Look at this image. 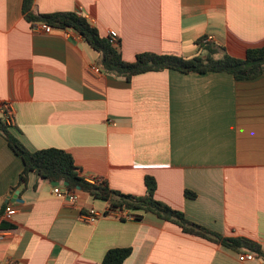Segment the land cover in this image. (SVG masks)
<instances>
[{"label":"crops","instance_id":"crops-1","mask_svg":"<svg viewBox=\"0 0 264 264\" xmlns=\"http://www.w3.org/2000/svg\"><path fill=\"white\" fill-rule=\"evenodd\" d=\"M78 10L100 36L116 32L126 62L142 52L192 57L205 44L243 58L264 44V0L32 5L35 14ZM97 63V53L73 31H36L22 16L21 0H0V102L10 104V130L25 148L64 150L86 181L103 180L124 194L143 195L144 177L151 176L155 199L264 250V72L235 80L162 70L124 81L92 72ZM22 167L0 135V212L6 205L16 210L10 221L0 220L1 262L101 264L107 250L131 248L122 264H264L151 213L119 219L106 201L77 188L71 204L33 172L19 185ZM90 209L107 214L80 221Z\"/></svg>","mask_w":264,"mask_h":264},{"label":"trees","instance_id":"trees-1","mask_svg":"<svg viewBox=\"0 0 264 264\" xmlns=\"http://www.w3.org/2000/svg\"><path fill=\"white\" fill-rule=\"evenodd\" d=\"M33 0H21V13L31 26L43 23L54 30H71L98 55L99 73L129 81L133 76L162 70H175L181 73H226L235 80H249L264 72V44L261 47L247 49L243 58H234L215 44L201 46V54L182 57L175 54L142 52L134 61L126 62L121 57L119 43L110 37L100 36L86 18L76 12H54L35 14L32 11ZM204 52V54L202 53ZM11 127L0 117V135L11 151L22 160L23 167L18 184L26 183L27 176L33 172L36 176L50 182H66L65 190L80 189L94 198L108 203L110 211H126L134 220H139L145 213L174 224L187 235L198 237L208 242L221 245L234 251L251 253L264 263L262 247L246 238L224 237L202 225L188 220L183 212L170 207L154 197L156 183L153 177L145 176V193L141 196L124 194L108 187L103 180L92 183L86 181L74 165L69 153L61 149L47 148L29 151L11 132ZM187 198L194 199L195 194L185 190ZM107 214V213H105ZM131 248H115L105 252L101 264H122L130 255Z\"/></svg>","mask_w":264,"mask_h":264},{"label":"built area","instance_id":"built-area-1","mask_svg":"<svg viewBox=\"0 0 264 264\" xmlns=\"http://www.w3.org/2000/svg\"><path fill=\"white\" fill-rule=\"evenodd\" d=\"M78 15H80L79 10L76 11ZM82 16V15H81ZM85 18V17H84ZM32 28L36 31H44V32H50L53 30L49 26L43 24V23H36L35 25H32ZM108 36L110 37L112 42L116 41L117 35L114 31H109ZM205 42V40H204ZM90 70L94 73H99V68L97 65L90 66ZM0 117L4 120V122L12 126L13 124V110L8 102H0ZM52 193L58 197L65 199L69 203L73 204L77 201L76 194L73 190H65L60 185L54 186L52 189ZM16 213L15 208L12 205H6L3 210L0 212V220L2 221H10L11 217ZM107 213V212H106ZM105 213H100L98 211H95L94 209H90L87 212H84L80 214L79 220L84 223H94L98 218H100ZM112 214L119 218V219H130L131 215L126 211H112ZM5 237V233L3 231H0V241H2ZM246 260H252L251 255L245 256ZM0 264H15L12 261H5L1 262Z\"/></svg>","mask_w":264,"mask_h":264},{"label":"water","instance_id":"water-1","mask_svg":"<svg viewBox=\"0 0 264 264\" xmlns=\"http://www.w3.org/2000/svg\"><path fill=\"white\" fill-rule=\"evenodd\" d=\"M53 185H62V186H65L67 185L66 182H52ZM16 201H19V199H16Z\"/></svg>","mask_w":264,"mask_h":264}]
</instances>
